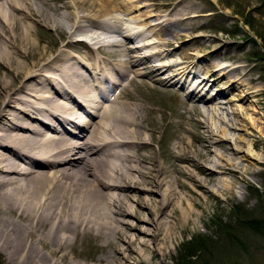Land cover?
<instances>
[{"label": "bare ground", "instance_id": "bare-ground-1", "mask_svg": "<svg viewBox=\"0 0 264 264\" xmlns=\"http://www.w3.org/2000/svg\"><path fill=\"white\" fill-rule=\"evenodd\" d=\"M120 6L129 12V7ZM63 8L69 10L70 25L60 28L61 47L48 55L32 38L34 22L56 28L55 15L38 0H0V248L15 264H80L69 258L68 248L93 240L101 241L99 246L107 252L104 262L97 264H138L146 261L150 249L163 255L177 229L193 223L195 209L206 208L207 202L198 199L210 193L203 177L230 176L220 179L221 188L227 189L246 176L250 163L241 161L257 159L252 152L255 146L247 143L250 146L240 149V136L236 147L227 146V122L218 115L212 98L210 103L202 96L196 98L194 87L186 101L202 107L206 118L193 123L210 132L211 140L203 136L199 148L190 150L192 142L180 136L170 148V164L157 160L150 150L154 130L148 135L142 118L145 107L122 99L128 95L127 85L140 82L138 76L172 82L201 62L189 61L191 51L183 48L182 61L164 74L175 64L151 67L150 60L164 49H154L148 58L131 54L155 41L159 47L170 44L163 38L164 33L172 34L171 29L162 31L161 22L156 38L147 35L133 50L117 43L124 58L115 65L108 67L89 57L92 64L86 66L66 48H78L89 38L103 50L100 32L93 28L119 30L120 26L108 22L113 18L100 23L95 18H105L118 7L114 0H71ZM192 48L201 53L202 45ZM209 56L213 62L207 70L228 72L225 62ZM88 67L92 71L86 75L83 70ZM227 78L242 85L230 75ZM215 117L220 125L213 128L206 119ZM247 118L252 127L254 119ZM64 123L74 129L62 127ZM235 124L229 128L235 129ZM220 145L223 152L216 151ZM144 149L149 152L140 154ZM203 149L218 157L214 167L206 165L209 157Z\"/></svg>", "mask_w": 264, "mask_h": 264}, {"label": "rangeland", "instance_id": "rangeland-1", "mask_svg": "<svg viewBox=\"0 0 264 264\" xmlns=\"http://www.w3.org/2000/svg\"><path fill=\"white\" fill-rule=\"evenodd\" d=\"M38 1L40 6L55 15L54 18L59 24L54 28L45 21H35L32 38L37 41L40 51L46 49L48 55H52L64 40L60 28L67 24L68 28L70 25L69 10L63 8V5L71 0ZM114 3L118 9L105 18H113L111 24H117L120 29L93 28L100 32L103 50L98 48L97 51L93 48V51L89 52L86 45L83 52L68 51L78 55L88 64H92L88 60L93 57L109 67L124 58V51L116 45L126 42L123 34L135 32L133 43L125 44L124 48L128 49L129 45L138 44L139 40L152 30L156 31L157 20L166 22L162 31L168 27L172 34L163 32V41L169 40L170 44L161 46L165 47L163 55L153 56V63L180 60L183 48L196 53L195 48H190L197 45H202L198 50L201 52L200 56L207 52V55L219 58L214 62H225L228 65L225 71L230 68L229 71L224 75H212V70H207L206 67L213 61L207 58L201 60V70L208 73L205 75V82L196 89L197 94L215 97L213 102L216 111L228 124L227 146L236 147L235 140L237 142V137L240 136L243 142H237V146L247 147L250 146L247 143H254L252 152L257 157L241 161L242 165L250 163L248 172L243 179L235 180L227 189L221 188L220 179H228L230 176L218 175L215 180L202 176L207 181L210 193L206 191L205 197L198 199L207 202L206 208L195 209L197 213L193 223L190 221L182 229H177L175 238L168 243L163 255L150 249L147 251L146 261L138 264H264V0H114ZM121 4L129 7L128 14L124 12ZM131 5L133 6L130 7ZM55 7L60 9L56 11ZM155 17L159 19H154ZM177 33L181 34L180 38L175 37ZM219 41L222 43L216 45ZM158 43L159 41L155 43V48H160ZM78 47L82 50V46ZM145 52L147 47L140 52L132 51L131 54L142 55ZM196 58L191 57L194 60ZM142 65L143 63H140L138 66ZM228 75L241 82L242 87L227 78ZM137 79H142L141 83L129 85L126 97H135L134 100L146 109L141 112L142 118H145L147 134L154 130L153 138L150 139V150L157 160L164 162V165L170 164L173 160L170 148L180 136L192 142L190 150L199 148V140L203 136L209 139L210 132L199 129L193 123L197 119H205L206 114H202V107L186 101V91L177 92L176 86L174 88L169 86L168 82H157L156 78L138 76ZM152 84L153 88L150 87ZM176 85L180 86L178 83ZM247 117L254 119L252 127ZM206 120L213 128L220 125L217 117L211 121ZM234 122L236 124L233 126L236 128H229ZM192 133L193 136H189ZM212 137L218 138L214 135ZM220 146L216 149L217 152H223V147ZM212 148L214 150V147ZM148 152L145 149L140 150V154ZM202 152L209 157L206 165L214 167L218 157L215 154H207L206 149ZM240 154L242 155V152ZM251 171L256 173L249 174ZM184 181L190 185L188 180ZM100 242L89 240L71 246L68 248L69 258L80 264L103 263L107 252L99 246ZM0 264H15L5 257L2 248Z\"/></svg>", "mask_w": 264, "mask_h": 264}]
</instances>
